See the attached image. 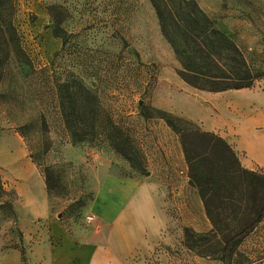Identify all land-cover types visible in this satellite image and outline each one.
<instances>
[{
  "label": "rangeland",
  "instance_id": "374dc122",
  "mask_svg": "<svg viewBox=\"0 0 264 264\" xmlns=\"http://www.w3.org/2000/svg\"><path fill=\"white\" fill-rule=\"evenodd\" d=\"M197 1L260 74L250 89L211 91L182 79L151 0H13V24L31 66L11 58L0 67V264H28V253L48 252L45 220L19 221L30 206L48 203L69 227L91 221L96 209L127 217L133 227L126 208L143 187L150 197L137 210L159 234L147 264H225V239L189 183L180 135L161 116L218 132L245 168L264 173L259 151L248 145L256 130L264 135V104L251 98L264 90V0ZM59 19L69 34L65 45L53 31ZM68 75L99 100L97 132L86 141H74L59 107L55 82ZM114 126L121 131L113 135H128L129 154L148 174L114 148ZM114 227L123 229L118 221ZM232 261L264 264V219Z\"/></svg>",
  "mask_w": 264,
  "mask_h": 264
},
{
  "label": "trees",
  "instance_id": "16d2710c",
  "mask_svg": "<svg viewBox=\"0 0 264 264\" xmlns=\"http://www.w3.org/2000/svg\"><path fill=\"white\" fill-rule=\"evenodd\" d=\"M151 2L162 33L181 62L178 72L188 84L211 91L254 86L260 74L251 69L235 40L216 25L197 0ZM14 12L13 0H0V67L12 58L23 69H30L13 24ZM61 22L62 19L57 20L53 31L65 45L69 34ZM55 85L59 107L74 141H86L88 135L93 137L100 116L97 95L77 76L68 75ZM161 117L180 135L189 183L198 190L214 230L220 231L225 239V264H233L241 243L264 219V173L245 168L237 150L218 132L204 130L185 118L164 112ZM118 131L121 130L117 126L109 130L112 145L138 171L146 173V168H138L129 154L128 135L122 132L113 135ZM8 204L16 217L12 202Z\"/></svg>",
  "mask_w": 264,
  "mask_h": 264
},
{
  "label": "crops",
  "instance_id": "0c3cea01",
  "mask_svg": "<svg viewBox=\"0 0 264 264\" xmlns=\"http://www.w3.org/2000/svg\"><path fill=\"white\" fill-rule=\"evenodd\" d=\"M251 98L253 101L264 104V90L253 93ZM247 130L244 138L248 144L247 136L250 132ZM256 131L253 142L248 145L259 151L257 161L262 164L264 163V135H261L260 130ZM109 183L112 186L116 182L110 180ZM128 185L134 187L136 184L132 182ZM141 188L142 186H139V191ZM131 196L132 205L126 210L133 213V227L129 224L130 220L127 217L108 218L106 213H99L97 209L95 210L97 214L91 218V221L82 219L83 222H74L69 227L63 225L61 219L51 214L48 203L30 206L20 213L19 221L23 223L25 218L23 216L44 219L50 229V248L44 253L37 254L36 251L34 254L28 253V264H147L159 234L158 231L146 226L147 215L141 216L140 211L137 210L138 203L150 197L145 192V187L142 188L141 193H133ZM116 221L123 226L122 230L114 227ZM105 223L110 226L105 227ZM0 240L2 241L1 238Z\"/></svg>",
  "mask_w": 264,
  "mask_h": 264
},
{
  "label": "clouds",
  "instance_id": "9594fccd",
  "mask_svg": "<svg viewBox=\"0 0 264 264\" xmlns=\"http://www.w3.org/2000/svg\"><path fill=\"white\" fill-rule=\"evenodd\" d=\"M161 226H163V224Z\"/></svg>",
  "mask_w": 264,
  "mask_h": 264
}]
</instances>
